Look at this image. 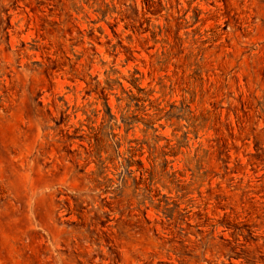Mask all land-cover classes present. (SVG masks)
<instances>
[{
  "label": "rangeland",
  "instance_id": "374dc122",
  "mask_svg": "<svg viewBox=\"0 0 264 264\" xmlns=\"http://www.w3.org/2000/svg\"><path fill=\"white\" fill-rule=\"evenodd\" d=\"M0 264H264V0H0Z\"/></svg>",
  "mask_w": 264,
  "mask_h": 264
}]
</instances>
